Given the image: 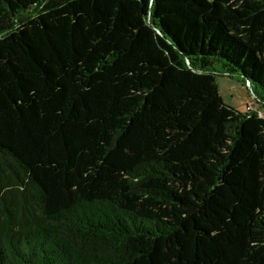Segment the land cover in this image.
I'll list each match as a JSON object with an SVG mask.
<instances>
[{
  "label": "trees",
  "instance_id": "1",
  "mask_svg": "<svg viewBox=\"0 0 264 264\" xmlns=\"http://www.w3.org/2000/svg\"><path fill=\"white\" fill-rule=\"evenodd\" d=\"M216 65L264 104V0H0V264H264Z\"/></svg>",
  "mask_w": 264,
  "mask_h": 264
},
{
  "label": "rangeland",
  "instance_id": "2",
  "mask_svg": "<svg viewBox=\"0 0 264 264\" xmlns=\"http://www.w3.org/2000/svg\"><path fill=\"white\" fill-rule=\"evenodd\" d=\"M215 67L217 87L223 103L241 114L246 113V109L249 107L253 111L258 112L259 116L264 120V104L256 101L251 90L243 85L241 78L221 75V68L218 65Z\"/></svg>",
  "mask_w": 264,
  "mask_h": 264
},
{
  "label": "built area",
  "instance_id": "3",
  "mask_svg": "<svg viewBox=\"0 0 264 264\" xmlns=\"http://www.w3.org/2000/svg\"><path fill=\"white\" fill-rule=\"evenodd\" d=\"M251 109L250 108H247V111H250Z\"/></svg>",
  "mask_w": 264,
  "mask_h": 264
}]
</instances>
